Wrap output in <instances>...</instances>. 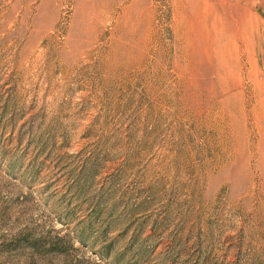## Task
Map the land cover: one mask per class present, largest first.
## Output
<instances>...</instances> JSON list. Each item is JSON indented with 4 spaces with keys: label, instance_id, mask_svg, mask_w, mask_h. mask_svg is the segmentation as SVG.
<instances>
[{
    "label": "rangeland",
    "instance_id": "374dc122",
    "mask_svg": "<svg viewBox=\"0 0 264 264\" xmlns=\"http://www.w3.org/2000/svg\"><path fill=\"white\" fill-rule=\"evenodd\" d=\"M0 264H264V0H0Z\"/></svg>",
    "mask_w": 264,
    "mask_h": 264
},
{
    "label": "bare ground",
    "instance_id": "6f19581e",
    "mask_svg": "<svg viewBox=\"0 0 264 264\" xmlns=\"http://www.w3.org/2000/svg\"><path fill=\"white\" fill-rule=\"evenodd\" d=\"M190 22V21H189Z\"/></svg>",
    "mask_w": 264,
    "mask_h": 264
}]
</instances>
